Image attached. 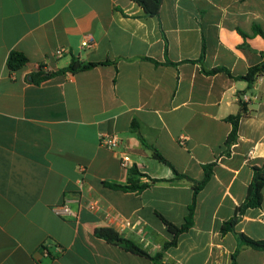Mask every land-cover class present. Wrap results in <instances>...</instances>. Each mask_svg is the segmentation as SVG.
Masks as SVG:
<instances>
[{"label":"crops","instance_id":"obj_1","mask_svg":"<svg viewBox=\"0 0 264 264\" xmlns=\"http://www.w3.org/2000/svg\"><path fill=\"white\" fill-rule=\"evenodd\" d=\"M88 36L94 45L83 49ZM12 51L27 58L15 71ZM262 54L264 0H162L157 17L131 0H0V264H152L97 238L98 228L161 254L159 264H264L247 247L232 261L238 234L264 240V187L262 205L220 231L245 200L250 166L264 160V82L206 74L244 76ZM72 58L100 64L33 81ZM239 100L246 110L225 155V118ZM102 135L118 146L101 147ZM142 141L193 181L214 164L192 226L166 249L173 234L159 215L184 224L193 186ZM132 168L146 188L110 187L126 185ZM65 199L76 220L53 212Z\"/></svg>","mask_w":264,"mask_h":264},{"label":"trees","instance_id":"obj_2","mask_svg":"<svg viewBox=\"0 0 264 264\" xmlns=\"http://www.w3.org/2000/svg\"><path fill=\"white\" fill-rule=\"evenodd\" d=\"M131 1H133L141 8L143 15L145 17H157L159 15V9L162 0H131ZM262 57H263V61L255 66L250 67L244 76L233 77L231 76L228 70L222 67L213 68L212 70L206 72V74L214 75L218 73H225L229 78L235 81H244L247 83L248 86H250L264 72V54H262ZM26 62H27V58L22 53L12 51L7 59V67L10 71H15L23 67L26 64ZM99 64L100 63H85L79 61L76 58H72L70 64L65 68L60 69L55 73H48V74H43L42 72L38 71L37 73L32 75V78L35 83L39 84L41 81L50 78L52 76L58 74H66V73L75 74L81 71L94 68ZM239 107H240L239 112L236 115H230L225 118V120L231 124V131L224 141V146L226 149L224 152L225 155L229 154L230 147L233 144H235L237 141L239 120L246 110L245 105L240 100H239ZM132 126L133 129H136V126L134 124ZM142 144L148 150L151 151V156L153 159L168 166L171 169L176 179L187 180L191 182L193 186L192 202L189 206L188 214L184 224L177 227L172 223H170L169 221H167L164 217L159 215V218L162 221V223L167 227L168 231L171 234H173L172 240L164 245V248L166 249L170 246H174L176 244L177 236L187 231L192 226L196 195L211 178L212 167L214 166V164L204 165L202 167L204 172L203 178L200 181H193L192 179L179 174L174 169V167L151 145L146 144L144 141H142ZM250 168L252 170V179L248 186L245 200L243 204L236 209L234 216L228 221L223 223L220 229L222 234H226L227 232H233L235 225L239 222V220L241 219V217L243 216L244 212L247 209L259 208L262 205L263 202L262 189L264 187V160L262 161L261 165L259 166L251 165ZM138 176H143V175L139 174L135 168H132L130 170V177L128 178L126 185L119 186L113 184L110 185V187L123 192H139L144 188H146L147 185L146 184L139 185L138 181L135 179ZM94 234L97 238L102 239L109 244L118 246L119 248L123 249L126 252L149 259L152 262V264H159L160 262L161 254H157L154 257H151L149 253L141 246H139L130 239L123 238L122 236H120V234H118L115 230L111 228H98L95 230ZM237 238H238V247L234 252V254L232 255L233 263L235 261L238 252L242 247H247L255 251L264 252V240H258V241L253 240L244 234H238Z\"/></svg>","mask_w":264,"mask_h":264},{"label":"built area","instance_id":"obj_3","mask_svg":"<svg viewBox=\"0 0 264 264\" xmlns=\"http://www.w3.org/2000/svg\"><path fill=\"white\" fill-rule=\"evenodd\" d=\"M94 45V39L91 36L85 37L81 43L80 47L83 49H88ZM63 51L61 49H58L55 51L56 57H61ZM259 81L264 82V72L257 78ZM183 140V139H181ZM119 144L118 138L115 135H102L99 139V145L105 149L113 150L115 149ZM123 165L126 166L127 160H122ZM79 189H82L83 183L80 181L78 183ZM70 200H64L60 205H57L53 208V212L62 218H69L76 220L78 218V211H74L70 205ZM91 208L95 207L94 203H91Z\"/></svg>","mask_w":264,"mask_h":264}]
</instances>
